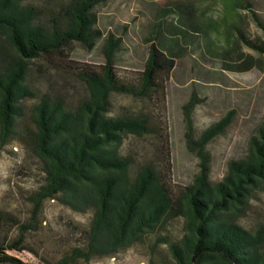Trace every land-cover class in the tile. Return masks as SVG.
<instances>
[{
  "label": "trees",
  "instance_id": "trees-1",
  "mask_svg": "<svg viewBox=\"0 0 264 264\" xmlns=\"http://www.w3.org/2000/svg\"><path fill=\"white\" fill-rule=\"evenodd\" d=\"M23 1L0 0V40L22 61L0 66V144L23 137L40 159L44 183L27 197L26 223L0 212V220L18 228L9 250L21 251L27 232L39 230L42 203L54 200L75 213L92 214L84 242L87 248L68 246L54 264H91L138 245L146 248L148 264H166L165 254L172 264H264V234H252L229 218L243 210L264 183V127L250 140L247 156L229 162L222 182L212 185L203 164V171L191 184L175 188L154 166L139 164L123 152L128 136L148 134L145 122L107 114L113 93L164 100L176 47L186 31L176 32L178 36L173 34L164 45L152 44L143 69L126 76L113 65L118 43L109 37L103 65L68 67L84 84L87 98L69 108L61 100L43 96L31 109L30 124L21 126L24 110L20 103L34 96L26 84L24 62L58 54L73 42L91 45L100 36L93 30L91 11L102 0H71L57 11L47 30L37 22L36 9ZM245 2L235 7L250 10V3ZM177 8L187 12L193 33L205 38L208 55L221 56L230 70L236 65L229 62L230 45L224 38L225 44L216 43L217 35L223 33L227 39L233 33L239 43L264 53V47L246 38L238 26L228 24L231 15L215 19L195 15L190 6ZM252 15L264 30L263 22L254 12ZM224 25L227 28L221 32ZM228 124L225 119L209 128L198 142L201 150ZM173 221L179 223L178 232L171 230Z\"/></svg>",
  "mask_w": 264,
  "mask_h": 264
},
{
  "label": "rangeland",
  "instance_id": "rangeland-1",
  "mask_svg": "<svg viewBox=\"0 0 264 264\" xmlns=\"http://www.w3.org/2000/svg\"><path fill=\"white\" fill-rule=\"evenodd\" d=\"M70 2L24 0L23 5L36 9L37 22L47 30L53 26L50 21L57 11ZM248 2L250 10L235 7L245 5V0H102L91 11L93 30L100 34L91 45L73 42L58 54L24 62L26 84L34 96L21 101L24 115L19 125L30 124L31 109L43 96L61 100L69 108L81 104L87 98L86 88L68 67L103 65L109 37L118 43L113 65L126 76L143 69L152 44L164 45L173 34L178 36L176 32L186 31V37H180L176 47L177 58L166 82L164 100L113 93L107 114L133 116L145 122L148 134L128 136L123 152L139 164L154 166L162 176L170 178L173 187L191 184L203 171V164L212 185L222 182L229 162L244 159L250 140L264 127V53L239 43L233 33L227 39L223 33L217 35L216 43L225 44L227 40L230 45L229 62L236 64L235 70H230L221 56L208 55L205 38L193 33L187 24V12L179 11L177 6H190L195 15L215 19L227 13L231 15L228 24L238 26L246 38L264 47V30L252 15L254 12L264 25V0ZM226 28L220 26V30ZM15 62L22 61L0 40V66ZM225 119L229 124L201 150L198 142L203 134ZM43 183L40 159L23 137L0 144L1 213L26 223L30 208L27 197ZM91 218V213H75L54 200H45L40 208L39 230L27 232L19 246L21 251L9 250L17 236V226L0 220V264L56 263L66 247L76 248L72 241L79 236L83 244L88 240ZM229 218L252 234H264V183L243 210ZM170 225L173 232L179 231L178 221ZM164 247L161 246L163 251ZM163 257L166 264H172L166 254ZM149 260L146 248L138 245L115 258L91 264H148Z\"/></svg>",
  "mask_w": 264,
  "mask_h": 264
},
{
  "label": "crops",
  "instance_id": "crops-1",
  "mask_svg": "<svg viewBox=\"0 0 264 264\" xmlns=\"http://www.w3.org/2000/svg\"><path fill=\"white\" fill-rule=\"evenodd\" d=\"M89 234V233H88ZM81 236H83V235H81ZM74 244H76L75 246H76V248H80V249H82V250H85L86 248H87V245H88V243L87 244H83V239L79 236L78 237V239H76V241H72ZM104 264V263H103ZM112 264H114V263H112ZM133 264H136V263H133ZM141 264V263H140Z\"/></svg>",
  "mask_w": 264,
  "mask_h": 264
}]
</instances>
